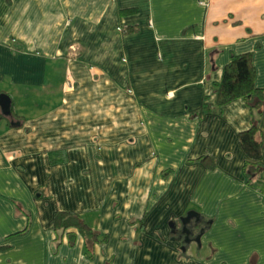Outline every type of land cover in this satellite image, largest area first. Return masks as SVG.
Returning <instances> with one entry per match:
<instances>
[{
  "label": "crops",
  "instance_id": "obj_1",
  "mask_svg": "<svg viewBox=\"0 0 264 264\" xmlns=\"http://www.w3.org/2000/svg\"><path fill=\"white\" fill-rule=\"evenodd\" d=\"M244 52L264 88V0H0V264H264L239 139L255 119L264 163V108L194 113ZM58 211L106 234L94 257Z\"/></svg>",
  "mask_w": 264,
  "mask_h": 264
},
{
  "label": "trees",
  "instance_id": "obj_2",
  "mask_svg": "<svg viewBox=\"0 0 264 264\" xmlns=\"http://www.w3.org/2000/svg\"><path fill=\"white\" fill-rule=\"evenodd\" d=\"M138 29V25H129L123 28V32L125 34L133 33ZM256 73L253 52L233 54L231 61L224 67L221 82L217 84L216 101L212 102L207 98L200 108L194 110L195 115L201 116L208 111L220 112L227 103L238 98L245 101L253 114L260 113L264 108V88L257 85ZM239 139L248 156L245 164L248 183L261 189L264 185L262 138L255 119H252V123L247 129L239 132ZM26 213L28 212L26 211ZM148 215L149 212L140 220L142 229ZM30 225L31 221L27 229L17 235L26 234ZM54 230L59 241L66 236L73 245L81 236L85 240V253L90 258L95 256L96 245L104 243L107 239L106 234L92 228L83 215L78 212L58 211L55 215Z\"/></svg>",
  "mask_w": 264,
  "mask_h": 264
},
{
  "label": "water",
  "instance_id": "obj_3",
  "mask_svg": "<svg viewBox=\"0 0 264 264\" xmlns=\"http://www.w3.org/2000/svg\"><path fill=\"white\" fill-rule=\"evenodd\" d=\"M11 102H12V99L11 97L8 95V94H1L0 95V105H1V108L6 112V113H10V106H11ZM199 214L195 211H191L187 214V216L183 217L182 218V222H183V226H182V233H189L188 229H187V224L188 222L191 220V218L193 217H196L198 216ZM171 226L173 227L174 230H176V224L175 223H172ZM200 235H198L194 240L196 242H199L200 243ZM186 243H190L192 240L191 238L186 235V239H185Z\"/></svg>",
  "mask_w": 264,
  "mask_h": 264
},
{
  "label": "flooded vegetation",
  "instance_id": "obj_4",
  "mask_svg": "<svg viewBox=\"0 0 264 264\" xmlns=\"http://www.w3.org/2000/svg\"><path fill=\"white\" fill-rule=\"evenodd\" d=\"M175 233H177L178 235L181 234V233H182V226H177ZM184 235H185V236H184ZM191 235H194V234H193V231H192ZM181 236H182V238L184 237V240H185L186 233H182ZM193 237H194V236H193Z\"/></svg>",
  "mask_w": 264,
  "mask_h": 264
},
{
  "label": "bare ground",
  "instance_id": "obj_5",
  "mask_svg": "<svg viewBox=\"0 0 264 264\" xmlns=\"http://www.w3.org/2000/svg\"><path fill=\"white\" fill-rule=\"evenodd\" d=\"M11 111V110H10Z\"/></svg>",
  "mask_w": 264,
  "mask_h": 264
}]
</instances>
